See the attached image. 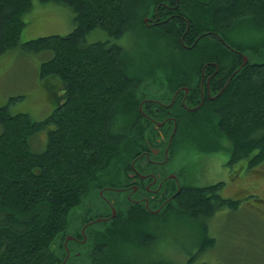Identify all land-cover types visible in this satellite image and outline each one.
Instances as JSON below:
<instances>
[{
  "label": "trees",
  "instance_id": "16d2710c",
  "mask_svg": "<svg viewBox=\"0 0 264 264\" xmlns=\"http://www.w3.org/2000/svg\"><path fill=\"white\" fill-rule=\"evenodd\" d=\"M35 1L0 0V53L15 47L47 52L39 78L59 79L65 95L41 120L11 112L10 102L0 105V264H61L75 210L89 195L122 186L135 156L144 174L162 167L152 152L151 162L141 157L152 145L164 151L168 143L158 142L152 119L143 118L140 84L154 80L162 100L190 88L186 103L196 108L183 106L180 93L157 111L154 102L146 103L153 109L150 118L176 117L171 161L220 150L223 142L231 146L233 159L251 156L249 166L264 161V0H38L72 9L75 27L21 40L25 14ZM98 28L111 38L89 41L87 35ZM130 33L138 43L146 40L141 58L150 50L142 60L148 59L143 75L133 73L136 55L114 40ZM245 55L249 60L243 64ZM210 60L229 68L231 78L208 94L203 69ZM142 122L146 129L138 127ZM44 130L46 145L37 151L32 138ZM109 162L115 167L109 169ZM222 186L184 185L163 209L165 217L188 213L204 222L223 207L237 208L239 200L221 194ZM122 209L93 225L102 227L90 235L94 264L135 263L123 245L136 238L144 249L153 248L158 240L148 228L157 223L153 216L146 218L130 201ZM204 231L200 248L214 241ZM139 260L177 264L146 255Z\"/></svg>",
  "mask_w": 264,
  "mask_h": 264
},
{
  "label": "rangeland",
  "instance_id": "374dc122",
  "mask_svg": "<svg viewBox=\"0 0 264 264\" xmlns=\"http://www.w3.org/2000/svg\"><path fill=\"white\" fill-rule=\"evenodd\" d=\"M25 15L28 18V22L22 29L21 40H29L48 34H65L75 27V13L69 7L60 4L42 3L36 0L32 11ZM87 37L89 41L111 38L105 30L100 28L92 30ZM114 40L123 45L126 49H130L136 55L137 59L134 61L136 70L133 73H142L143 75L144 70H147L146 64L148 59L144 62L142 60L146 56H150V50L148 49L146 55L141 58L145 51L144 41L146 42V40L142 43H138V41H136V36L131 33L126 34L120 39ZM47 57V52L31 53L20 47H15L0 53V105L10 102L9 109L11 112H28L36 120L44 119L53 111L56 103L65 95V90L63 89L62 82L57 78H50L47 80H41L39 78L41 62ZM248 60L249 57L245 55L243 63L248 62ZM216 63L217 62L214 60L208 61V69L213 70ZM218 76L219 75H214L211 81H217ZM138 77L140 78L139 75ZM227 77L228 73L225 74V78ZM214 85L215 83H213V86ZM220 86L213 90H218ZM156 90L157 83L154 80H151L148 84H140L136 89V92L140 93L142 91L144 94L141 98L139 109L142 110V108H144L145 114L143 118L145 120H151L149 117H152L150 111L153 109L147 106L151 105L146 104L148 102H154L152 104H155L154 109L157 111L160 109L161 105H172L176 96L180 93L182 94L180 102L183 106L184 104H186V106L188 104L186 103V98L188 97L190 88L187 86H183L182 89H178L169 96L166 95V97L168 96L166 100H162L158 96L159 93H155ZM18 95L22 97L10 101L12 96ZM133 99H136V97ZM188 105L189 107L194 106ZM196 107L197 106L192 108ZM167 119H169L167 116L164 118L153 117L152 119V122L158 129V131L154 132L155 134H152L157 136L158 142L168 143L164 151L154 148L152 145L150 150L143 151L141 157H146L148 161L151 162V152L154 154L156 153V160L162 161L160 164L162 165L161 174L163 175L171 171L172 168L170 167L180 166L182 169V171L180 170L181 174L179 170L175 173L180 177L179 179L181 181H179V184L182 188L186 184L206 185L215 183L219 180L226 181V179L232 177L227 183L228 185H226V187L223 186L222 192L224 196L240 201L237 208L230 209L228 207H223L217 210L209 219H204V222L188 213L182 218H179V214L165 217L164 214H166V212L164 211L160 215L162 219L160 223L148 226L149 230H154L152 233H155V237L158 239L153 248L151 246L144 249L142 245L137 244L139 241L137 242L136 238L123 245L125 249L129 248L126 251L127 256L135 261V263L130 262V264H145L144 260H139L141 255H146L150 258H169L177 264H264V161L254 166L246 167L242 165L245 160V158H243L241 161L239 160V164L233 166L229 162L230 152H232L231 146H228V143L224 144L223 141L220 150L210 153L195 152L192 155H186L183 158L177 157L171 161L169 156V143H172L177 125L176 121L170 118L172 121L169 122L168 126H165ZM148 124L149 122H147V125ZM140 126L142 129H146L143 122L138 124V127ZM1 130L2 127L0 126V131ZM47 133L48 130H44L34 135L32 143L35 150H44L47 141ZM147 134H149L148 131ZM147 134L146 138L148 140ZM155 149H158V151H155ZM116 159L117 158H115V160ZM135 159L136 161H132L131 169L127 173V178L121 183L122 186L113 188L106 186L97 192H93L92 195L87 197L84 206L87 207L88 210H83L84 207L75 210L73 224L68 231L69 235H72L71 232L74 231V225L78 223L77 227H80V225L82 226L85 213H88V216L92 217L97 213L108 212L107 215L111 218L118 214L119 210H124L122 208L127 205L129 201L132 204H136L133 201V199L135 200L134 197H132V199L128 198V195L132 196V194H137V192L134 191L133 183L137 185V182H139L142 186L141 191L143 192L151 191L152 185L148 184V187H145L146 179L138 173L140 169L137 168L136 164L139 163L140 157L135 156ZM189 162H191V164L187 165ZM112 166L113 165L110 166V162L107 164L109 169L115 167ZM242 166L243 168L241 169ZM151 168H153V170L149 173H153L157 170L156 166H152ZM238 170L243 178L237 179L235 175H233ZM140 172L144 175L142 171ZM130 173L136 174L130 175ZM173 178H176V176ZM158 182L159 180H157V183ZM138 189L139 186L137 185L136 191ZM234 189H238L236 192L238 196L233 195L236 194ZM180 191L181 189L179 188L178 190V185H174L171 189L166 187V197H171L167 199L166 203L173 199V196ZM149 194L151 195V193ZM160 201H162L161 198ZM93 206H97V209L96 211L92 209L94 213L91 214L90 209ZM100 218V216H98V218L96 217L93 224H97V222L101 220ZM204 223L206 225H204ZM205 228H207L209 238L214 239V241L203 244V247L200 248V244L205 241L204 237L202 238ZM69 235L65 236L64 240L68 243L67 249L70 250L71 254L77 255L79 248H84L86 239L82 240V238H80V242ZM137 236L140 238V235ZM201 238L202 242L200 241L199 243V239ZM83 256H87L84 254V249L81 251L79 258H84ZM95 256H97V253ZM90 257L88 258L89 262L93 263V258L91 257L92 259H90ZM70 261L72 262L71 259ZM67 264H69L68 261ZM78 264H84V262ZM113 264H119V261Z\"/></svg>",
  "mask_w": 264,
  "mask_h": 264
},
{
  "label": "flooded vegetation",
  "instance_id": "af4514ba",
  "mask_svg": "<svg viewBox=\"0 0 264 264\" xmlns=\"http://www.w3.org/2000/svg\"><path fill=\"white\" fill-rule=\"evenodd\" d=\"M147 19H149V18H147ZM207 68L204 67V69H203V73H204L203 80L206 79L207 82H208V87H209L208 94H211V90H213L214 88H217V87H219L222 84H227L230 81L231 77H229V76L231 74L229 75V73H230L229 68L223 67V69H221L219 67V65H217V63L215 64V68L213 70H211V69L206 70ZM227 73H228V77L225 78V74H227ZM214 75L215 76L219 75L218 76V80L215 81V82H212L211 80H212V77ZM223 75H224V77H223ZM213 83H215L214 86H213ZM201 95H204L203 89L201 91ZM167 118H171V119L176 121V117L172 116L170 114H169V116H167ZM150 119H153V118H150ZM228 146H230L229 143H228ZM158 149H155V151H158ZM232 155H233V153L230 152L229 162H230L231 165L236 166L237 164L240 163V161L243 158H238V159L234 158L233 159ZM244 158H245V160L243 161L242 165L247 167V166H249L250 160L246 159V157H244ZM153 162H155L157 165H161L160 163L162 161L153 159ZM243 166L241 167V169L243 168ZM170 168H172L171 171L166 173L165 175L161 174L162 168L160 166H158V169L155 172L148 173V174H144L143 173L144 175H142L141 172L137 169L138 173L144 179H146L145 180L146 184L144 186L148 187V184L152 185L151 186L152 187L151 191H147V192L141 191L142 190V186H141V184L139 182H137V185L139 186V189L137 191H136L137 185H136V183H133L134 191L137 192V194H132V196L128 195V198H131V199H132V197L135 198V200L133 199L134 203H136V206L140 207V210L143 211V213L145 214L146 218L147 217L150 218L151 216H153L154 220L157 223H160V221L162 220L160 215L164 212L163 209L167 207L166 206L167 205V203H166L167 199L171 198V197H166L167 193L165 192V188L167 187L168 189L169 188L171 189L174 185H178V190H179V188L182 189L181 185L179 184L180 183L179 181H181L179 179L180 177H179V175H176V173H175L178 170L182 171L181 167L180 166H178V167L172 166ZM181 171L179 172L180 174H181ZM135 174L136 173H130V175H135ZM233 175H235V177L237 179L243 178V176L241 175L239 170ZM175 176H176V178H173ZM230 179H226V181L225 180L224 181L219 180V182H221L223 184V186L226 187V185H228L227 183L229 182ZM157 180H159L158 183H157ZM223 186H222V189H223ZM222 189H221V194H223ZM237 191H238V189H234L235 193ZM149 193H151V195ZM175 195H177V193ZM233 195L234 196H238L237 193L233 194ZM160 198L162 199V201H160ZM236 200H238V199H236ZM91 205H92V203H91ZM92 209L94 211H96L97 206H95V207L93 206L90 209V213L91 214L94 213L92 211ZM83 210H88V209H87V207H84ZM88 215H89L88 213L84 214V219L82 221V226L79 224L80 227H77L78 226V223H77L76 225L73 226L74 227V231L71 232L72 235L67 234V235L72 236L73 238H75V240H79L80 242H81L80 238H82V240L86 239L85 240L86 242L84 243V248L83 249H84V254L87 255V256H83L84 258H79L80 254H81V251H83L82 248H79V251L77 252L78 253L77 255L71 254L70 250L67 249V244L68 243L66 241H64L65 256H64V259H63L61 264H67V261H68L69 264H78L80 262H84V264H91L92 263V262L90 263L89 259H88L91 256V253L93 251L91 249L90 235L92 237V234L94 232H96V231H97V233H100L102 231V227L93 226L94 225L93 223L96 220L97 216L96 217H89ZM155 215H156V217H155ZM109 218L110 217L106 214L105 216L101 217L100 219L101 220H106V219H109ZM85 250H87V251H85ZM70 256H73V257H70ZM75 258H77V259H75ZM86 258H87V261H86ZM157 258H159V257H157ZM70 259L72 260V262L70 261ZM90 259H91V257H90ZM92 264H94V263H92Z\"/></svg>",
  "mask_w": 264,
  "mask_h": 264
}]
</instances>
